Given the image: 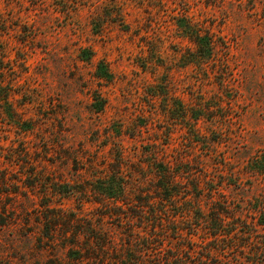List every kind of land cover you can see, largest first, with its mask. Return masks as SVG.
<instances>
[{
    "label": "rangeland",
    "instance_id": "1",
    "mask_svg": "<svg viewBox=\"0 0 264 264\" xmlns=\"http://www.w3.org/2000/svg\"><path fill=\"white\" fill-rule=\"evenodd\" d=\"M89 228L119 264L129 239L146 264H264V0H0V264H90Z\"/></svg>",
    "mask_w": 264,
    "mask_h": 264
},
{
    "label": "trees",
    "instance_id": "2",
    "mask_svg": "<svg viewBox=\"0 0 264 264\" xmlns=\"http://www.w3.org/2000/svg\"><path fill=\"white\" fill-rule=\"evenodd\" d=\"M196 42L198 44V47L201 49L202 46V39L200 37H197ZM200 38V39H199ZM204 40V39H203ZM100 76L105 77V78H110V73L108 71H105V73L100 74ZM98 110L103 109V105L101 104L98 108ZM153 166L155 168V172L157 175V190H160L161 193H163L162 201L166 202H171L172 200L177 199V197L180 195L179 190L177 188L180 185V173L175 172L171 170L167 165L161 163V162H154ZM120 169L121 166L118 165L112 174H109L107 177L104 178V180H100L98 184V189L100 190L99 192L104 196V201H110L112 203H118L121 201H124L121 197V193L124 190V181L120 177ZM164 203V202H162ZM186 211L183 212L181 215L185 216ZM218 214H220L218 212ZM218 214L214 215L215 217V223H216V228H214V233H212V236L216 239L219 238L221 235L220 233V227L222 222L219 221ZM121 215V213H119ZM177 218V217H176ZM86 234H89L87 237V244L83 247L80 248V250H71L69 253V257L74 260V262H80L83 263L85 261H90V264H105L109 262H117L116 264H119L118 258L117 257H112V255L115 252L119 253V250L114 249L112 244L115 243L114 240H108V237L104 238L103 236L101 237L97 231L91 230L90 228L88 229ZM184 230V229H183ZM181 232L178 231V234ZM183 233V232H182ZM57 234V233H55ZM130 236V234H129ZM53 239V235L52 238ZM165 240V237L163 238ZM128 246L125 247V250L123 252V255L121 256L120 259V264H146L143 259H141L144 255L143 251H139L138 249L135 248V245L133 244V241L129 239L127 241ZM174 258H178V256H171L167 257L165 261L161 262V260H158L159 264H170L169 260ZM157 261L150 263V264H158Z\"/></svg>",
    "mask_w": 264,
    "mask_h": 264
}]
</instances>
